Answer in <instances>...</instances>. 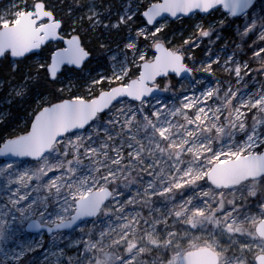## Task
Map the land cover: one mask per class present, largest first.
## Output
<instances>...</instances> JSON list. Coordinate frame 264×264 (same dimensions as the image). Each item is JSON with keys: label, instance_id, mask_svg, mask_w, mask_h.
<instances>
[{"label": "snow or ice", "instance_id": "obj_1", "mask_svg": "<svg viewBox=\"0 0 264 264\" xmlns=\"http://www.w3.org/2000/svg\"><path fill=\"white\" fill-rule=\"evenodd\" d=\"M0 86V264H264V0H7Z\"/></svg>", "mask_w": 264, "mask_h": 264}, {"label": "trees", "instance_id": "obj_2", "mask_svg": "<svg viewBox=\"0 0 264 264\" xmlns=\"http://www.w3.org/2000/svg\"><path fill=\"white\" fill-rule=\"evenodd\" d=\"M176 25L177 26H179V24L177 23V21H176ZM0 89H1V91H2V95L4 94V91H5V89H6V87H4V86H0ZM3 100H5V99H1V101H3ZM13 106H16L15 104H12V105H7V108H9L10 109V112H11V118L13 119L12 121L13 122H11L10 121V119H9V121H8V123L7 124H0V133H2V132H4V131H6V130H11L12 128H14V124L16 125V123H19V121H20V117L22 116V115H24V112H23V110H21L20 108H18L17 106H16V108H14Z\"/></svg>", "mask_w": 264, "mask_h": 264}, {"label": "rangeland", "instance_id": "obj_3", "mask_svg": "<svg viewBox=\"0 0 264 264\" xmlns=\"http://www.w3.org/2000/svg\"><path fill=\"white\" fill-rule=\"evenodd\" d=\"M7 1H5V2H3L2 4H0V5H3V4H5ZM177 23L179 24V26H180V21H177ZM178 26V27H179ZM10 90V87H6V89H5V91H4V94L2 95L1 93H2V91H1V89H0V111H4L5 109H7L9 112H10V109L9 108H7V103L5 102V100H3V101H1V99L3 98V99H5L6 98V95H7V93H8V91ZM14 108H16V106H13ZM24 118V115H22L21 117H20V120H22ZM13 119L11 118L10 119V121L11 122H13L12 121ZM17 124V123H16ZM16 125L14 124V127H15ZM38 238V237H37ZM22 239H23V237H22ZM69 251H71V250H69ZM31 255V254H30ZM55 261H56V258L55 257H52V256H50L49 257V260H48V264H55ZM37 264H45V261H44V259H43V257H40V258H38V260H37Z\"/></svg>", "mask_w": 264, "mask_h": 264}, {"label": "water", "instance_id": "obj_4", "mask_svg": "<svg viewBox=\"0 0 264 264\" xmlns=\"http://www.w3.org/2000/svg\"><path fill=\"white\" fill-rule=\"evenodd\" d=\"M4 1H6V0H0V4H1L2 2H4Z\"/></svg>", "mask_w": 264, "mask_h": 264}, {"label": "flooded vegetation", "instance_id": "obj_5", "mask_svg": "<svg viewBox=\"0 0 264 264\" xmlns=\"http://www.w3.org/2000/svg\"><path fill=\"white\" fill-rule=\"evenodd\" d=\"M6 1H7V0H6ZM4 2H5V1H4ZM2 3H3V2H2ZM2 3H1V4H2Z\"/></svg>", "mask_w": 264, "mask_h": 264}]
</instances>
